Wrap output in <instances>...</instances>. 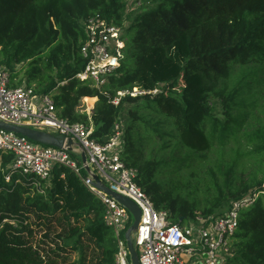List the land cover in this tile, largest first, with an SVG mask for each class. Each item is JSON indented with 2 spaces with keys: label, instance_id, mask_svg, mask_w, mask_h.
Masks as SVG:
<instances>
[{
  "label": "trees",
  "instance_id": "obj_1",
  "mask_svg": "<svg viewBox=\"0 0 264 264\" xmlns=\"http://www.w3.org/2000/svg\"><path fill=\"white\" fill-rule=\"evenodd\" d=\"M133 2L127 11L123 0H0V64L12 86L48 93L59 117L91 125L98 143L118 125L122 161L170 222L215 216L264 183V0ZM97 13L124 31L119 65L99 86L75 78L84 21ZM135 87L144 92L118 94ZM82 98L88 107L96 100L90 114ZM155 138L168 160L141 150ZM244 160L253 164L246 178ZM11 162L0 156V264H111L113 231L79 177L56 165L45 180L6 179ZM183 167L196 169L180 177ZM35 225L45 230L38 239ZM231 248L228 264H264V194L240 211Z\"/></svg>",
  "mask_w": 264,
  "mask_h": 264
},
{
  "label": "built area",
  "instance_id": "obj_2",
  "mask_svg": "<svg viewBox=\"0 0 264 264\" xmlns=\"http://www.w3.org/2000/svg\"><path fill=\"white\" fill-rule=\"evenodd\" d=\"M83 25L86 36L80 53L85 65L75 78L99 86L119 65L124 45L123 27L107 21L98 13L88 17ZM143 92L135 87L118 94L135 96ZM0 121L48 131L64 138L58 148L0 128V156L12 154L10 171L5 178L9 179L12 173L18 172L22 176L31 174L45 180L56 165L73 171L104 207L103 221L112 229L116 244L111 264H130L122 234L130 214L112 196L94 185L92 173L102 184L128 197L140 209L132 238L136 250L139 248V264H228L240 211L264 194L263 183L260 190L232 201L220 214L208 218L197 216L195 221L183 224L172 223L167 213L155 209L150 198L137 186L136 170L122 161L118 125H115L116 132L109 141L98 143L91 137V125L69 122L57 115L50 94H37L24 84L12 86L8 70L1 64ZM68 139L72 141L70 145L66 144ZM82 152L85 162L81 160Z\"/></svg>",
  "mask_w": 264,
  "mask_h": 264
},
{
  "label": "water",
  "instance_id": "obj_3",
  "mask_svg": "<svg viewBox=\"0 0 264 264\" xmlns=\"http://www.w3.org/2000/svg\"><path fill=\"white\" fill-rule=\"evenodd\" d=\"M0 128L4 130H9L16 132L18 134H21L28 139L44 144V145H49V146H54L60 148L64 142V138L59 135H54L48 131H43V130H37V129H32L26 126H17V125H12L8 123H4L0 121ZM72 143L71 139H68L66 141L67 145H70ZM81 160L82 162H85V155L82 152L81 153ZM85 170L88 171L89 168L87 165H85ZM92 178L94 185L98 188L107 193L108 195L112 196L117 202H119L122 206H124L129 214L132 216V223L131 225L125 230L124 232V239L126 241V247L129 252V260L130 264H139L138 262V257H137V251L136 248L133 244V234L136 231L138 222H139V217H140V209L138 206L128 197L119 194L113 190H111L109 187L105 186L100 182L98 179L97 175L92 173Z\"/></svg>",
  "mask_w": 264,
  "mask_h": 264
},
{
  "label": "rangeland",
  "instance_id": "obj_4",
  "mask_svg": "<svg viewBox=\"0 0 264 264\" xmlns=\"http://www.w3.org/2000/svg\"><path fill=\"white\" fill-rule=\"evenodd\" d=\"M124 2H125V5H126V10L127 11H130V10H132L134 7H135V4H134V2H133V0H123ZM18 69H19V67H17ZM89 101H92V99H90ZM96 101V100H95ZM95 101L93 102V105H92V107H88L87 106V103L85 102V100H84V98H82L81 99V102H80V105H79V109L81 110V111H85L86 113H88V114H90L91 113V110H92V108H93V106H94V104H95ZM146 119H147V117H145ZM146 132H147V129L145 128V127H143V126H140L139 127V136H140V134H142V135H144V134H146ZM160 143H161V141H159L157 138H155V142L154 143H144V145L143 146H141V150L143 151V153H144V155L145 156H149V157H151L149 154H152L153 156H157L158 155V157H162V158H166V160H168L169 159V156H170V154H167V152H168V150L166 151V152H163V153H159V149H158V147H159V145H160ZM169 148H171V147H169ZM216 145L214 146V148L207 154V157H208V159H214L215 158V156H216V152H215V150H216ZM183 150L182 149H180V150H177L176 151V155L177 156H182V154H183V156L184 157H187V154H186V152H182ZM184 153H185V155H184ZM181 159V158H180ZM180 159H177V163H179V161H180ZM189 159H193V158H189ZM207 159V160H208ZM245 161V160H244ZM190 163H191V167H196V164L194 163V160H192V162L190 161ZM252 163H250V161H245V167H244V170H243V172H242V170H240L239 172V174L241 175V176H243V178H246L247 177V174H248V172L249 171H251L252 170ZM197 168V167H196ZM196 168H187V167H183V168H181L180 169V171H179V176L180 177H187V174L186 173H188L189 172V170L190 171H192V169H196ZM196 171V173H200L199 171H200V169H197V170H195ZM168 174H169V168L166 166L165 168H162V170L160 171V174H159V176L160 177H162V178H166L167 176H168ZM189 177L190 178H193V177H191L190 175H189ZM219 181H221V179H218ZM229 182L230 183H234V184H236L237 182H238V179H237V177L236 176H230L229 177ZM199 194V196H202V194L201 193H198ZM132 216L131 215H129V217H128V219H127V223H125V225L127 226V227H129L130 225H131V223H132ZM35 224H36V222H35ZM53 225V228H55V226H56V231H54V232H52V233H57L59 230H60V227L58 226V225H56V223H53L52 224ZM126 227V228H127ZM44 229V227H39V226H37V225H35L34 226V230H35V238L36 239H38V238H40L41 237V235H42V233H43V231L45 232V230H43ZM122 234H124V233H122ZM53 235V234H52ZM133 236V235H132ZM136 251H138L139 252V248H138V250H136ZM71 256V259L70 260H72V259H74L75 258V256H74V254H72V255H70Z\"/></svg>",
  "mask_w": 264,
  "mask_h": 264
}]
</instances>
